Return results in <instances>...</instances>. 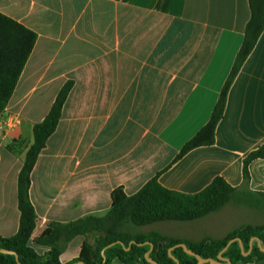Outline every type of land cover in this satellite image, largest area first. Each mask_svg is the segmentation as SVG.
I'll use <instances>...</instances> for the list:
<instances>
[{
    "label": "crops",
    "instance_id": "crops-1",
    "mask_svg": "<svg viewBox=\"0 0 264 264\" xmlns=\"http://www.w3.org/2000/svg\"><path fill=\"white\" fill-rule=\"evenodd\" d=\"M0 13L38 36L0 115L1 237L19 230L18 177L34 126L70 81L59 125L32 173L41 228L105 216L115 189L133 196L158 174L163 187L186 195L222 177L263 199L264 159L251 162L248 183L243 162L264 147V32L229 89L215 144L176 161L211 120L244 42L249 0H0ZM243 207L264 211L262 204L232 202L204 218L160 222L141 233L222 239L252 225L242 223ZM86 239L95 240L68 243L61 262L78 258Z\"/></svg>",
    "mask_w": 264,
    "mask_h": 264
},
{
    "label": "trees",
    "instance_id": "trees-1",
    "mask_svg": "<svg viewBox=\"0 0 264 264\" xmlns=\"http://www.w3.org/2000/svg\"><path fill=\"white\" fill-rule=\"evenodd\" d=\"M249 3L251 18L246 27L244 42L211 120L183 147L176 161L196 148L215 144L217 126L224 116L229 89L264 32V0H249ZM37 39L35 32L0 13V115L7 108L15 92ZM72 88V81L66 83L57 95L49 114L34 126L33 143L26 153L18 177V206L21 213L19 230L12 237L0 236V249L15 252L21 264H63L60 257L64 247L77 236L92 235L95 239L94 243L86 239L80 256L66 264L79 262L114 264L116 260L122 264H150L145 257L151 249L149 245H133L127 251L122 245L116 244L107 248L106 261H104L102 251L119 241L126 247H129L133 241L138 244L150 242L154 245L150 253L151 258L159 264H175L169 256V250L179 244L187 245L190 250L204 259L218 260L219 254L228 243L238 238L242 240L243 248L238 242L231 244L223 253L225 259L231 264L264 263V253L258 243L255 241L251 245L253 238H259L264 247V225H245L222 239H205L197 243L159 232L147 234L135 232V229L160 222L195 221L218 212L232 202L247 206L264 205V194H259L263 198L259 200L257 194L247 190H237L222 177H217L202 192L186 195L163 187L159 182L158 174L133 196H128L123 187L115 189L112 193V208L105 216H89L68 224L51 223L41 228V219L30 198L32 173L40 154L59 125ZM256 159H264V147L251 152L244 159L243 176L246 183L250 180L249 165ZM32 243L49 248V252L44 255L38 254ZM173 255L180 264H199L195 257L188 255L182 248H176ZM0 264L19 263L14 255L0 253Z\"/></svg>",
    "mask_w": 264,
    "mask_h": 264
},
{
    "label": "water",
    "instance_id": "water-1",
    "mask_svg": "<svg viewBox=\"0 0 264 264\" xmlns=\"http://www.w3.org/2000/svg\"><path fill=\"white\" fill-rule=\"evenodd\" d=\"M254 241H256L258 243V246L260 247L261 251L264 253V247L262 246L261 240L259 238H253L251 240V245L253 244ZM235 242H238L241 245V247L243 248V242H242L241 239H238V238L237 239H233V240H231L228 243V245L226 246V248L219 254L218 260H214V259H204L200 255H198L197 253H195L194 251L190 250L187 247V245H185V244H179V245H177L175 247H172L169 250V256L174 260L175 264H180V261L177 258L174 257L173 251L176 248H182L188 255H190L192 257H195L198 260L199 264H231V262L228 259H225L223 257V253L225 251H227V249L230 247V245L233 244V243H235ZM116 244L122 245L125 248V250H127V251H129L133 245H139V246L149 245L151 247V249L145 255L147 262L150 263V264H159L157 261H155L153 258L150 257V253H151V251L154 248V245L152 243L146 242V243H143V244H138L135 241L131 242L130 245H129V247H126L125 244L123 242H121V241L109 245L108 247H106L102 251V256L104 258V261H106L105 251L107 250V248H110V247H112V246H114ZM0 253H2V254H8V255H14L16 257V260L18 261V263L21 264L20 261H19V256L15 252H12V251H9V250H6V249H0ZM244 255H248V254L244 253ZM76 264H86V263L79 262V263H76ZM188 264H190V263H188Z\"/></svg>",
    "mask_w": 264,
    "mask_h": 264
},
{
    "label": "rangeland",
    "instance_id": "rangeland-1",
    "mask_svg": "<svg viewBox=\"0 0 264 264\" xmlns=\"http://www.w3.org/2000/svg\"><path fill=\"white\" fill-rule=\"evenodd\" d=\"M242 219H243V220H241L242 223H243V221L248 220L247 222L252 223L253 226L264 225V211H262V210L254 211L253 209H251L249 207H243L242 208ZM237 221H238V219H237ZM243 226H245V225H243ZM147 231H149V230L141 229V228L135 229V232H137V233L147 232ZM165 231H167V230H165ZM172 231H175L174 233H179V231H180V233H182L183 231H185V228H180V229L172 230ZM145 234H147V233H145ZM91 236L92 235H89V237H91Z\"/></svg>",
    "mask_w": 264,
    "mask_h": 264
}]
</instances>
